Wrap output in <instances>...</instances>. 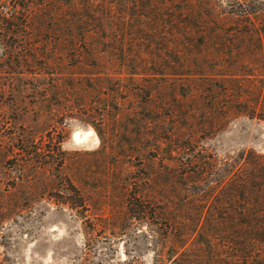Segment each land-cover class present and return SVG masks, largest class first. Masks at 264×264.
<instances>
[{
    "label": "rangeland",
    "instance_id": "obj_1",
    "mask_svg": "<svg viewBox=\"0 0 264 264\" xmlns=\"http://www.w3.org/2000/svg\"><path fill=\"white\" fill-rule=\"evenodd\" d=\"M34 1L0 60V264H169L192 242L161 252L133 196L163 228L185 154L211 182L264 153V0Z\"/></svg>",
    "mask_w": 264,
    "mask_h": 264
},
{
    "label": "trees",
    "instance_id": "obj_2",
    "mask_svg": "<svg viewBox=\"0 0 264 264\" xmlns=\"http://www.w3.org/2000/svg\"><path fill=\"white\" fill-rule=\"evenodd\" d=\"M5 1L11 2L10 8L5 5ZM70 2L68 0L69 4ZM38 8L34 0H0V46L3 51L0 60L2 55L7 59L12 58L11 50L18 36L40 29V21L34 17L40 11ZM59 24L62 25V20ZM24 40L29 39L26 37ZM227 103L232 104L233 100L229 98ZM159 151L161 160L173 162L172 159H175L163 147H159ZM185 155V159L179 160L180 171L176 177H171L175 181L172 185L175 190L172 192V201L169 202L173 205L176 216L165 212L166 206L161 207L158 216L168 222L163 228H151V225L156 224L150 223L155 214L153 209L141 205L139 197L135 194L133 196L131 209L139 217L138 220L145 221L151 232L157 230L161 238L154 241V246L160 248L161 252L166 249L167 243L173 245L171 251L182 248L186 240L192 242L191 246L183 249V254L155 256L169 264H264V153L249 152L248 159H244L238 166V159L229 162L220 170L222 172L217 171L219 169L215 164H211L208 175L211 182L205 177L206 174L201 175V172L195 170L194 165L199 160L190 154ZM214 177L216 178L212 180ZM165 180L170 179L165 176ZM214 184H222L219 192ZM195 186L202 190L195 192ZM212 191L223 195L219 207L225 209L226 220L221 226L204 222L205 218L199 221L203 206L198 204L206 203ZM220 208L217 209L221 210ZM237 239L238 242L235 241ZM222 249H226L224 254ZM231 250L235 252H230ZM212 260L216 261L211 262ZM156 262L158 260L154 264Z\"/></svg>",
    "mask_w": 264,
    "mask_h": 264
},
{
    "label": "bare ground",
    "instance_id": "obj_3",
    "mask_svg": "<svg viewBox=\"0 0 264 264\" xmlns=\"http://www.w3.org/2000/svg\"><path fill=\"white\" fill-rule=\"evenodd\" d=\"M86 137V136H85ZM88 138L90 137V134H89V136H87ZM76 138V137H75ZM79 138V137H78ZM85 138H83L82 137V142L84 143L85 142V140H84ZM77 140V139H76ZM88 140V139H87ZM88 142V141H87Z\"/></svg>",
    "mask_w": 264,
    "mask_h": 264
}]
</instances>
